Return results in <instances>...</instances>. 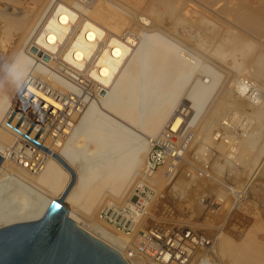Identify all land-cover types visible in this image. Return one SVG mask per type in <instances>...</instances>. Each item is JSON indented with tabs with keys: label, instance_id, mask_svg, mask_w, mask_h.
<instances>
[{
	"label": "bare ground",
	"instance_id": "obj_1",
	"mask_svg": "<svg viewBox=\"0 0 264 264\" xmlns=\"http://www.w3.org/2000/svg\"><path fill=\"white\" fill-rule=\"evenodd\" d=\"M211 1L0 0V197L5 195L2 191L4 190L3 188L8 176L12 177V179L14 178L15 182L19 185L32 189L31 199H29L30 204H26L27 201L25 202V200L27 199H19L16 195H13L15 198H7L9 201L6 203L7 205L3 204L2 207L0 206V226L37 219L44 214L49 202L55 199L68 209V216L82 229L88 232L90 236L102 241L119 253L127 264H141V259L129 253L132 249L124 251L122 243L125 242L126 238H122L124 241L114 242L110 238L111 236H108L109 240L106 238L105 232H99L100 230L98 231L94 228L97 224L94 221H99L95 220L97 217L94 219V215H96L95 213L98 215L100 209L103 208L101 206L108 204H102L104 201L107 202V196L121 198L123 193L125 194L126 191L131 192L133 190V188L130 189V186L134 185L135 187V185H139L137 181L149 183L148 176L145 178L146 175L141 173L143 167L140 168L147 152L146 147L148 145L146 146L145 143L147 137L158 135L164 127L170 132L182 129L183 125L187 122L188 115H190L189 124L194 122V126H196L194 127L196 129V131L194 130L195 134L198 133L194 139L196 142L199 139L200 142V145L196 143L197 149H199L201 144L205 143H210L208 145L210 146L213 143V137L210 139L209 133L212 127L217 124V121H220L218 120L220 116L222 114L226 115L224 110L231 108L230 106H233L234 103L237 107L246 106L249 108L247 109L250 110L251 116H253V127L250 120H245L247 124L250 123L251 128L246 130V127L243 125L245 127L243 132L245 133L240 136L238 141L231 139L232 142L228 146L227 144L225 145L226 140L221 139L214 142V147L219 152H225V155L223 154L225 161L232 158L241 170H246L248 167V170L254 168L253 164L255 166V162L259 158L262 159L261 155L264 151V98L258 102L253 103L252 101L248 102L249 104L245 102L246 104L242 105L240 102H243L245 97L235 95V89H238L241 83L243 84V81H240V74L250 76L253 82H257L255 83L256 86L264 88V47L255 43L256 41L254 42L250 38L251 36L264 39V3L258 7H253L245 1L222 3L223 5L218 10H215L221 14L225 22L234 24L237 30L231 29L229 24L222 27V31H219L218 28L222 25L219 22L220 19L216 20L212 17L215 13L211 12L212 15L210 16V11H207L208 7H212ZM195 28L204 31L206 29V37L209 40H217L215 48L212 50L214 52H211L213 58L217 60L231 59L230 62L225 63V73H227L226 90L222 91V95L221 93L219 94L221 96L214 98V100L212 99L210 106L205 111V116L203 115V118H199L200 120L196 119L198 113L194 111L195 113L193 114L192 110L185 117L183 112L186 108L181 110L180 105H178L179 99H177V96L178 102L174 99L173 102L171 101L172 103L169 102L167 104L166 100L161 99L162 102L160 103L162 106L158 105L159 111L151 115H146L145 112L142 117H139L141 142L130 148V153L127 152L123 157V161L129 166L128 170L125 171L127 172V176L134 169L132 174H130L131 176L128 178L126 176V182L120 188L113 187L111 190L106 189L107 192L96 193L94 198H90L93 199L89 205V208L93 210V215L91 218L86 217L82 214V209H85V207L82 208L78 203V191L84 181L81 172L83 160L78 161L74 156L75 152H71L72 150L69 148L73 137L78 139L83 134L80 132V124L85 122L93 103H108L113 100L114 90L125 82L122 80L126 74H133L135 77L145 81L150 80L152 82L150 83L154 86L161 87L166 96L172 97L176 95L175 92L177 93L180 83L186 80L183 76L189 70L191 71V69L197 71L198 66H200L198 65V61L197 64H193L190 61L189 64L192 63L193 66L198 65L193 69L188 65L189 61L185 57L179 56L181 55L179 54L180 48L187 47L194 52L193 49L198 44L194 37ZM155 36L160 37L162 41L157 40L159 42L156 43V40H154ZM151 38H153L152 40L155 43L150 40ZM236 42L242 44L239 53H227L232 44ZM228 54H230L229 57H227ZM238 55L246 57L248 61L249 59L252 60V65H245L246 60L244 63L238 60ZM241 59L243 60V58ZM194 62L196 63V61ZM168 71H173L172 74L174 76L171 79L169 77V84L167 85L165 83L168 81L167 76H171ZM170 84L172 85L169 87ZM207 90H209L208 87L206 88ZM129 91L131 92L132 90ZM145 91L147 93V90ZM154 91L156 90L154 89ZM177 94L179 95V92ZM149 95L147 94V96ZM133 100L130 102H133ZM246 100H248L247 97ZM138 101H140V98ZM231 101L233 103H230ZM133 103H136V101ZM123 109L127 110V107H123ZM128 109L130 108L128 107ZM131 110L133 109L131 108ZM229 113L232 114L231 111ZM108 122L110 123V121ZM14 127L17 129H14ZM78 131L79 133H77ZM84 136V141L89 143L93 153L97 152L98 141H96V134L92 133ZM212 149L214 151V148ZM223 155L221 156L224 159ZM78 159L80 160V157ZM260 161H258V169L264 173V160ZM222 167V164H219L216 169L217 171H213L212 175L210 174V178L208 177L209 179H207L206 174L204 175L206 178L202 175L204 178L199 181V186L204 182L207 184V181L210 182L211 187L216 186L214 182H219L217 177L219 175L222 176L220 174ZM225 167L227 169L226 165ZM159 169L161 170V168ZM159 169L158 171H160ZM254 169L251 172L257 171V166ZM155 172L157 173V171ZM153 173L151 176L154 178ZM156 173L155 175H157ZM239 176L237 175V178ZM152 177L151 179H153ZM196 178L195 180L197 181ZM221 182L224 183L225 181ZM217 185L219 186V183ZM177 187L172 186L174 189ZM201 187L200 189L204 190L203 185ZM197 191L199 192V190ZM207 193H210L209 190ZM6 197L9 196L6 195ZM164 199L166 200L167 198ZM114 200L112 199V201ZM159 200L163 201V199ZM244 200L246 199L244 198ZM151 201L153 203V199ZM240 201L241 199H239ZM140 203L142 204V202ZM130 204L133 205V202ZM132 205L131 207L134 208ZM198 205L200 204L198 203ZM240 206L242 205L240 204ZM138 207L140 208V206ZM157 207L159 208V205ZM139 212L136 220L133 219L135 221V225L133 224L134 228L139 224L140 220H143L142 206ZM136 213L138 215L137 211ZM200 214L199 217H201ZM257 221L255 220L254 222ZM256 224L259 223L257 222ZM252 227L251 229L248 228L242 236H239L235 240L226 237H220L218 240L215 239L216 241L212 240V242L215 241L216 243H211L213 248L210 250L213 249L215 254L226 259L228 264H264V248L261 247L260 240L256 239V233L254 234ZM256 228L258 229L259 227L256 226ZM261 228L260 232H263ZM130 234L132 235V233ZM131 235L129 236L131 237ZM117 236L115 235L114 237ZM119 236L122 237V235ZM209 246L206 248L209 249ZM131 247L129 246V248ZM202 250L201 248V253ZM208 254L210 253L208 252ZM194 257L196 256H193L188 264L198 263ZM199 260L203 259L200 258Z\"/></svg>",
	"mask_w": 264,
	"mask_h": 264
},
{
	"label": "rangeland",
	"instance_id": "obj_2",
	"mask_svg": "<svg viewBox=\"0 0 264 264\" xmlns=\"http://www.w3.org/2000/svg\"><path fill=\"white\" fill-rule=\"evenodd\" d=\"M235 1L237 2L245 1L247 3H250V5H252L253 7H258L259 5L264 3V0H241V1L240 0H222V1L216 0V3H215V0H212L211 1L212 7L209 5L211 8L208 7L207 11L208 12L210 11L209 14L211 12L215 13L216 15L215 14L212 15L211 13L210 16L212 15V17L215 18L216 20L220 19L219 22L222 25L219 26L218 28L219 31H222L223 30L222 27H224L225 25H229L230 23L225 22L221 14L217 13L218 12L217 10L225 2L232 3ZM229 26H231V29L237 30V28L234 27L235 26L234 24H230ZM194 35L198 43L196 44V48L193 49L194 52H192L191 49L190 48L188 49L187 47H184L182 49L180 48L179 54L181 55L179 56L185 57L187 61H189L188 65L193 69L195 66H198V65L200 66H198L197 71H193L191 69V71L189 70L187 74L185 73L186 75L183 77L186 78V80L180 83L178 87L179 89L177 90V93L179 92V95L175 92L176 95H173L172 97H169V95L166 96L165 92H163L164 90H162L161 87L158 88V86H154L153 84H151L152 82L150 80L145 81L138 77H135L133 74H126L122 80V81H125L121 84L122 87L120 85L116 89L117 91L114 90L115 93L113 95L114 97L112 98L113 100L111 101L112 103L111 102H108V103L103 102V103H98V104L93 103L91 106V109H89V113H88L87 118L85 119V122L83 124H80V132H82L83 134H81V138L78 137V139L73 137V141H71L69 148L70 150H72L71 152L73 153L75 152L74 156L78 161L83 160L82 164L81 163L80 164L82 168L81 172H82L84 181L78 191V197H79L78 203L79 205L82 206V208L85 207V209H82V212H83L82 214H84L86 217L91 218L93 215L92 214L93 210L89 208V205L90 203H92L93 199H90V198H94V195H96V193H103L104 191H106V189L111 190V188L113 187L120 188L126 182L125 180H126L127 172L125 171L128 170L129 166H127L128 164L123 161V157L126 155L127 152L130 153V148L135 146V144L141 142V134L139 130V125H140L139 117H142V115L145 112H146V115L148 114L151 115L153 113H156L157 111H159V106H162L160 102H162L163 99L164 101L165 100L167 101V104H169V102L172 103L174 99H176V96H177V99H179V102L177 99L176 100L179 103L178 105H180L181 110L183 108H186V110L183 112V114H185V117H187V115L190 114L192 110L193 114L195 112L198 113L196 119L200 120L201 118H203V115L205 116L206 114L205 111L208 108V106H210L212 99L214 100V98L221 96L222 91L226 90L227 73H225V70H226V64L230 62L231 59L225 58L224 60H217L213 58V55L211 52H214L212 50H214L215 45H216L215 43L217 42V40L216 39L209 40L206 37L207 36L206 29L204 31L202 29L198 28L197 30L195 28ZM153 38H151L150 40L153 42L154 40H156V43L159 42L157 40H160V37L158 36H155L154 40H152ZM250 38L254 42L256 41L255 43H258L260 46L262 45V47H264L263 46L264 39L251 37V36ZM161 41L162 40H160V42ZM198 45L199 47H197ZM241 48H242V44H240V42L233 43L230 50H228L227 53H233V52L239 53ZM229 56L230 54L227 55V57ZM241 58H243V60ZM237 59L243 61L244 63V61L246 60V57H241L240 55H238ZM226 60L228 61L226 62ZM190 61L193 62V64H197V61H198L200 64L198 63V65L193 66L192 63L189 64ZM194 61H196V63ZM246 64L252 65V60L250 59L249 61L246 60L245 65ZM168 72H170L169 74H171V76L170 75L167 76L168 81L165 82L167 85L169 84L168 83L169 77L171 79V77L174 76L172 74L173 71L172 72L168 71ZM240 77H241L240 81L241 82L243 81V84L241 83L240 87L238 89H235V91L238 93L237 94L235 92V95L245 97L243 99L244 101L241 99V101L243 102H240V103L242 105H245L246 104L245 102L248 103V102L253 101L254 103L256 101L257 102L261 101V99L264 98L263 97L264 88L262 89L261 87L256 86L255 83L257 82H253L250 76L240 74ZM215 81L217 84L215 83ZM203 84L204 86H202ZM171 85L172 84H170L169 87ZM211 85L213 88L211 87ZM128 87H130L131 89L130 88L127 89ZM207 87L209 90L210 89L212 90H210V92L209 90L206 91ZM154 89L158 92L154 91ZM129 90H132V91L130 92ZM145 90H147V93ZM200 91L202 94L200 93ZM162 92L163 94H161ZM220 93L221 95H219ZM147 94L148 95L150 94V95L147 96ZM153 95H156V96H153ZM132 97L134 100L132 99ZM246 97L248 98V100H246ZM139 98H140V101H138ZM132 100L133 102L136 101V103L130 102ZM191 101L194 105L191 103ZM127 103L129 104V106ZM230 103H233V102L231 101ZM234 104L233 106H230L231 108L224 110L226 115L222 114L220 118L218 119L220 121L219 122L217 121V124H215L212 127L209 135H210V139L213 137L212 138L213 143H211L210 146H208L210 143H205V144H201L199 149H197L196 143L200 145V142H199V139L196 138L197 142L194 139L196 135H198V133L196 132L197 134H195L196 129L194 127L196 126H194V122L189 124V121L191 118L190 115H188L187 122L183 125L182 129H178L175 132H170L167 130L166 127H164L162 128L163 130L161 129V132L158 133V135L156 136L153 135V136H150L149 138L147 137L145 140V143H146V146L148 145L147 147L149 149L146 147L147 152H146L145 157L143 158L144 159L142 162L143 164H141L140 168L143 167L145 169L144 170L142 168L141 173H144L146 175L145 178H147L148 176L147 179L149 183L148 182L143 183V182L137 181L139 185H135V187L134 185L130 186V189L133 188L132 190L133 192L129 191L130 192L129 194V192L126 191L125 194L123 193L121 195V198L114 197L115 200H117L116 202L112 196H107L108 197V198L106 197V199H108L107 202L104 201L102 204L108 203L109 205L107 204L106 206L104 205L101 206L103 208L100 209V211L98 212V215L97 213H95L96 215H94V219L95 217H97V219L95 220L96 221L99 220L100 222L94 221V223H97L96 224L97 226L95 225L94 228H96V230L98 231L100 230L99 232H105L106 238H108L109 240L111 238L114 242L116 241L121 242V241H124V239L126 238L125 242L122 243L124 246L123 247L124 251H129L130 249L136 250V245L139 243L140 237L142 236L141 234H143L144 231L146 232L154 231V230L166 231V234L170 235L171 238L183 237L184 235L183 233L188 231L190 232L192 237H194V241H193L194 243H192L190 246L191 250H190V253L188 254L186 264L189 263V260H191L193 256H196L194 258H196L198 263L196 261L195 263L197 264H228L226 259L221 258L217 254H215L213 249L210 250L211 248H213L211 245L216 243L215 241L218 240L220 237H226V238L235 240L239 238V236H242L244 232L248 230V228L251 229L252 225H254L252 229H254L253 231L254 234L256 233L255 234L256 239L258 241L260 240L261 247L264 248V233H263L264 232V178H263L264 173H262L258 169L259 167L258 161L264 160V151H263V154L261 155L262 159L259 158V160L255 162V166L253 164L254 168L257 166V171L251 172L254 168L253 169L251 168L250 170H248L249 168L248 167L246 170H241L240 168H238L239 166L236 165V162L232 158L231 160L228 159L227 161H225V156H224L225 152L224 153L219 152L214 147V142L219 141L221 139L226 140L225 145L227 144L229 146L230 143L232 142L231 139H233L234 141H238L240 136L245 133L243 132L245 127H246V130H249L251 128V125L253 127V116H251V114L249 113L250 112V110H248L249 108L246 106L237 107ZM96 105L97 106L100 105V106L97 107ZM198 105L200 106L198 107ZM123 107L124 108L127 107V110L123 109ZM128 107L130 109H128ZM131 108L133 110H131ZM150 109L152 111L149 112L148 110ZM128 110L129 112H127ZM122 111H124L123 112L124 114L122 113ZM230 111L232 112V114L229 113ZM227 115H230V116H227ZM231 116H233L232 119H230ZM109 117L111 120L109 119ZM247 119L251 121V125L250 123L248 124L246 123L245 120ZM108 121H110V123ZM77 133H79V131ZM92 133L96 134V137H97L96 141H98V149H97V152L95 153H93L92 147L89 146V143L87 141H84L85 140L84 135H90ZM194 145L196 146L194 147ZM212 148H214V151ZM218 152H219V155H218ZM221 155L224 156V159ZM78 157H80V160L78 159ZM219 157H222V158H219ZM220 159H222L223 161ZM181 160H183L182 163H181ZM148 161H149L148 167H145L147 166ZM219 164H222L223 167L221 170L223 171V169H225L224 170L225 172L221 171L220 174L222 176L219 175V177H221L222 179L217 177L219 182L217 183H215L216 181L214 182V185L216 186H213V187H215L216 189L218 187V189L216 190L215 188L211 187L212 185L209 184L210 183L209 181H207V184H205L206 182L201 184V186L203 185V189H204V190H201L202 187L199 186L200 184L199 181H201L205 177L204 176L205 174L207 176V179H209L210 176L212 175L211 173L213 171H217L216 169ZM224 164L227 166V169L226 167L224 168L225 166ZM181 166H183L185 169ZM159 168H161V170ZM158 169L160 171H158ZM133 170L130 171L127 178L131 176L130 174H132ZM155 171H157V173ZM152 173H153V176H155L154 178L151 176ZM155 173L157 175H155ZM237 173H240V174H237ZM144 174H143V178H144ZM237 175L238 176L241 175V176L237 178ZM151 177L153 179H151ZM161 177H163L164 179ZM199 177H202V178L199 179ZM157 178H160V179H157ZM191 178L193 181L191 180ZM195 178L197 179V181L195 180ZM13 179L12 177L8 176L5 181L6 182L5 187L3 188L4 190L2 191V193L3 192L5 193L4 195L5 197L4 196L0 197V199L2 198V200H0L1 207L3 204H6L7 202H9L7 198H15L13 195H16V197L19 199L20 198L27 199L25 200V202L27 201L26 204H30L29 199H31L32 189H28L25 186L19 185L17 182H15L16 180L15 179L13 180ZM221 181H225L226 184L225 182L222 183ZM218 183H219V186L217 185ZM195 184H197L198 186ZM206 185L209 189L207 187L204 188V186ZM172 186L173 187L178 186V187L174 189L172 188ZM197 190H199V192ZM208 190L210 193L211 192L212 193L211 194L207 193ZM192 191L194 192V194ZM6 195H8L9 197H6ZM168 195H170L171 197ZM109 198H112L114 201H112V199H109ZM164 198H167V199L165 200ZM244 198L246 200H244ZM151 199H153V203ZM159 199H163V201L161 200L162 201L161 202ZM239 199H241L240 201L241 203L239 202ZM110 201L111 203H109ZM127 201L129 202L131 201L130 203L133 202V205ZM242 201L244 202V204ZM140 202H142V204ZM198 203L201 206L198 205ZM240 204L244 207L240 206ZM131 205L134 206V208L131 207ZM158 205H159V208L157 207ZM138 206H140V208ZM141 206L143 208L144 217L142 218L143 220H140L139 224L134 228V225H135L134 220H136L137 216H139V213L141 212V211L139 212V209H141ZM148 206H150L151 208ZM196 207L198 210L200 208V210L198 211ZM243 208L244 210H242ZM157 210L158 211L160 210V211L158 212ZM136 211L138 212V215ZM253 211H256V212H253ZM156 212H158L157 213L158 215L156 214ZM198 213L199 214L204 213V214H200L201 217H199ZM253 216L255 217V219ZM206 218L211 219V220L208 221ZM199 220H201L200 221L201 223L199 222ZM255 220L256 221L258 220L257 222L259 224H256L257 222H254ZM202 221H204L205 223ZM260 222L263 225L262 224L260 225ZM256 226L259 227L258 228L259 230L256 228ZM260 228L263 229V232H260ZM130 233H132V235ZM133 233H134V236H133ZM114 234L116 236L117 234L122 235V237L119 235L117 237H114L115 236ZM129 235H131V237ZM108 236L109 237L111 236V237L109 238ZM118 237H120L121 240L120 238L119 240H117ZM128 238L129 239L131 238V240L129 241ZM212 240H215V241L212 242ZM128 241L130 242V244ZM128 245L132 247L129 248ZM208 246H209V249H207ZM201 248L203 250L205 249L206 250L205 251L202 250V253H201L200 252ZM132 252L134 251L133 250L129 251L131 255L138 257V259H141L139 255H137L135 252L134 253ZM208 252L210 254H208ZM200 258L203 259L204 261L203 260L200 261L199 260ZM141 260H142L141 264H144V260L143 259Z\"/></svg>",
	"mask_w": 264,
	"mask_h": 264
},
{
	"label": "water",
	"instance_id": "obj_3",
	"mask_svg": "<svg viewBox=\"0 0 264 264\" xmlns=\"http://www.w3.org/2000/svg\"><path fill=\"white\" fill-rule=\"evenodd\" d=\"M61 204L53 199L41 217L0 226V264H127Z\"/></svg>",
	"mask_w": 264,
	"mask_h": 264
},
{
	"label": "built area",
	"instance_id": "obj_4",
	"mask_svg": "<svg viewBox=\"0 0 264 264\" xmlns=\"http://www.w3.org/2000/svg\"><path fill=\"white\" fill-rule=\"evenodd\" d=\"M148 164L149 161L146 167ZM183 234V237L171 238L166 231H144L136 250H132L144 264H186L194 237L188 231Z\"/></svg>",
	"mask_w": 264,
	"mask_h": 264
}]
</instances>
